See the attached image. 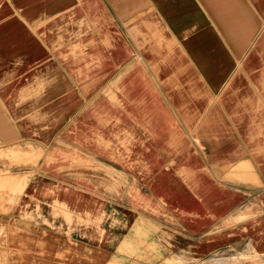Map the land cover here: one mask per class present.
Instances as JSON below:
<instances>
[{
	"label": "crops",
	"instance_id": "1",
	"mask_svg": "<svg viewBox=\"0 0 264 264\" xmlns=\"http://www.w3.org/2000/svg\"><path fill=\"white\" fill-rule=\"evenodd\" d=\"M1 151L0 264H112L156 204L264 264V0H0Z\"/></svg>",
	"mask_w": 264,
	"mask_h": 264
},
{
	"label": "rangeland",
	"instance_id": "2",
	"mask_svg": "<svg viewBox=\"0 0 264 264\" xmlns=\"http://www.w3.org/2000/svg\"><path fill=\"white\" fill-rule=\"evenodd\" d=\"M24 156V157H22ZM19 152H12L11 155L5 154L1 151L0 158L9 160V164L20 165L26 161L34 162L33 157H25ZM8 167V166H6ZM18 167V166H17ZM3 167H0V193L4 191L1 187L4 183L11 184L10 177L5 176ZM8 169V168H5ZM4 169V170H5ZM18 169V168H17ZM4 176V177H3ZM243 191V190H241ZM146 198H142L136 202L142 213L146 208ZM5 208L0 206V209ZM256 207H252L253 212ZM161 208L156 204L154 221L143 222L141 228L137 230L136 234L127 246L118 252V257L113 260L112 264H247V258L244 253L249 251V247L244 245L222 246L221 248L204 255L195 253L196 239L186 234L179 224L170 220L160 210ZM168 218V219H167ZM152 221V222H151ZM3 221H0V229ZM2 230H0V233ZM249 258V256H248ZM225 262V263H224ZM227 262V263H226Z\"/></svg>",
	"mask_w": 264,
	"mask_h": 264
},
{
	"label": "bare ground",
	"instance_id": "3",
	"mask_svg": "<svg viewBox=\"0 0 264 264\" xmlns=\"http://www.w3.org/2000/svg\"><path fill=\"white\" fill-rule=\"evenodd\" d=\"M8 174V173H7ZM247 175H249V174H247ZM225 263V262H224ZM227 263V262H226ZM231 264V263H230Z\"/></svg>",
	"mask_w": 264,
	"mask_h": 264
}]
</instances>
